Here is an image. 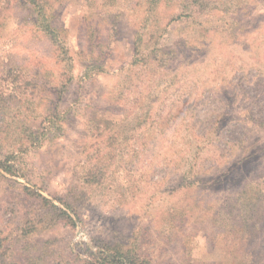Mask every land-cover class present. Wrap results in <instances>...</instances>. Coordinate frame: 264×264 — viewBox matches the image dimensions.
<instances>
[{"label":"rangeland","instance_id":"374dc122","mask_svg":"<svg viewBox=\"0 0 264 264\" xmlns=\"http://www.w3.org/2000/svg\"><path fill=\"white\" fill-rule=\"evenodd\" d=\"M2 163L0 264H264V0H0Z\"/></svg>","mask_w":264,"mask_h":264},{"label":"trees","instance_id":"16d2710c","mask_svg":"<svg viewBox=\"0 0 264 264\" xmlns=\"http://www.w3.org/2000/svg\"><path fill=\"white\" fill-rule=\"evenodd\" d=\"M24 1L29 4L35 3V0H24ZM191 3L198 4L197 1L195 2L191 1ZM202 3H200V5ZM189 6H191V4L189 1H187V4L185 5V7H189ZM1 166H3L4 169L0 167V174L1 172L12 174L11 166L6 165V163H2ZM43 201H47V200L43 199ZM62 213L65 215L67 219H69L70 222H72V219H70V217L65 212H62ZM97 261L99 264H142L144 260L139 261L135 257L124 255L121 253L120 250H118L115 247H113L112 250H107V247H104L99 251Z\"/></svg>","mask_w":264,"mask_h":264}]
</instances>
